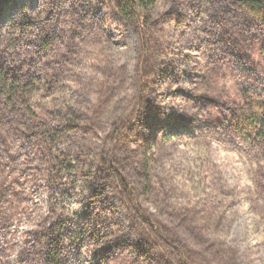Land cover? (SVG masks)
Here are the masks:
<instances>
[{
	"label": "rangeland",
	"instance_id": "1",
	"mask_svg": "<svg viewBox=\"0 0 264 264\" xmlns=\"http://www.w3.org/2000/svg\"><path fill=\"white\" fill-rule=\"evenodd\" d=\"M19 13L34 24L21 30ZM148 14L146 36L110 0H0V47L21 42L13 62L44 75L45 65L63 61L48 71L54 84L34 108L78 119L52 151L69 171L48 169L35 143L0 139V264H40L35 237L53 217L98 230L96 243L87 235L66 241L68 264H165L102 176L109 159L174 246L188 244L193 264H264V160L225 124L243 104L242 89L264 76L256 43L263 47V32L252 26L247 35L246 17L225 0H158ZM47 37L44 53L34 40ZM139 107L119 147L115 136Z\"/></svg>",
	"mask_w": 264,
	"mask_h": 264
},
{
	"label": "trees",
	"instance_id": "2",
	"mask_svg": "<svg viewBox=\"0 0 264 264\" xmlns=\"http://www.w3.org/2000/svg\"><path fill=\"white\" fill-rule=\"evenodd\" d=\"M114 4L115 10L123 20L129 23L132 21L140 22L144 34L147 36L151 27L149 26L150 16L148 14L157 3L158 0H110ZM231 11L237 16L246 17L243 20L244 28L250 30L247 35L251 34L252 26H257L264 35V0H225ZM21 18L18 23L22 26L21 30L33 25L25 14H20ZM20 27V26H19ZM18 32V30H16ZM20 34V32H19ZM246 35V34H245ZM20 36V35H18ZM50 37V36H48ZM48 37L45 40L38 39L34 43L44 53L50 50ZM18 38V37H17ZM20 40H15L16 44H5L0 47V139H17L25 143L38 145V159L41 156L42 161L51 169V165H58L61 170L69 171L71 167L66 160L61 158H53L54 143L59 139H63L66 133L72 131L73 122H77V117L71 110L69 111H44L38 112L34 108V98L43 89L48 90L53 82L50 72L52 69L57 70L58 67H63V61L56 59L48 65L44 75H39L36 71L30 68V65L24 67L22 64L11 60V54L16 53L20 57L21 52L17 47L21 46ZM50 41V40H49ZM257 48L259 49L258 57L261 61V69L264 70V39L261 46L260 40H257ZM256 46V45H254ZM54 65V66H53ZM54 67V68H53ZM259 87L250 90L242 89L243 104L241 106L234 105L227 121V129L234 138L245 140L252 148L262 156L264 160V76L260 75ZM260 88V90H257ZM142 107H139L138 113L134 119L123 126L115 136L116 143L119 147L126 140L129 133L135 126L139 118V113ZM60 119L68 123L59 127L53 126V121ZM77 120V121H76ZM34 144V145H35ZM40 146V147H39ZM144 146L139 144V148ZM39 162V163H40ZM68 164V165H67ZM102 176H107L110 180L109 184L119 189L122 200L126 202L133 212V225L137 229L147 233L150 237L147 238L151 248L161 251L159 261L165 264H173L169 257L174 251L177 257V262L174 264H193L190 257V247L186 242L179 247H175L173 239L170 237L169 229L165 224L155 221L147 212L144 205L140 201L139 193L126 175L122 174L115 162L111 159L104 160L101 164ZM263 170V169H261ZM52 173V171H50ZM260 173V172H259ZM263 177H257V185L264 189ZM97 222H99L97 220ZM101 224V223H98ZM38 238L39 262L40 264H68L70 259L69 246L66 241L72 245L78 244L84 239L85 235L89 236L92 243H96L99 239L97 229L94 232L90 230L84 231L83 226L74 230L71 227L69 220H64L61 217L52 218L49 225L42 224ZM96 227H99L96 226ZM92 229V228H90ZM34 238V239H35ZM184 238V237H183ZM159 240L160 243L155 241ZM170 254V255H169ZM111 261L104 260L108 264Z\"/></svg>",
	"mask_w": 264,
	"mask_h": 264
}]
</instances>
